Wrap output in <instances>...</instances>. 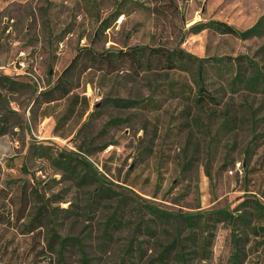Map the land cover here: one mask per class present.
I'll return each mask as SVG.
<instances>
[{
	"label": "rangeland",
	"instance_id": "374dc122",
	"mask_svg": "<svg viewBox=\"0 0 264 264\" xmlns=\"http://www.w3.org/2000/svg\"><path fill=\"white\" fill-rule=\"evenodd\" d=\"M263 14L264 0H0V76L31 85L15 91L0 86V264H58L49 245L53 227L80 237L94 264H145L172 238L149 205L181 213L253 212L250 226L217 223L209 258L198 254L191 264H231L235 236L245 250L240 264H262L264 215L251 202L264 206V35L243 39L193 26L221 20L246 29ZM137 45L229 57L224 73L207 64V88L217 101L199 107L168 91L173 81L193 98L191 71L134 77L122 67L91 68L67 97L36 102L81 47ZM257 68L260 80L250 81ZM239 70L243 83L233 86ZM150 95L158 107L106 101ZM116 118L121 121L107 125ZM61 151L84 155L100 182L78 184L54 164ZM101 183L108 191H95ZM42 203L53 214L33 221ZM135 235L141 247L128 255ZM81 256L78 247L66 251L71 264Z\"/></svg>",
	"mask_w": 264,
	"mask_h": 264
},
{
	"label": "trees",
	"instance_id": "16d2710c",
	"mask_svg": "<svg viewBox=\"0 0 264 264\" xmlns=\"http://www.w3.org/2000/svg\"><path fill=\"white\" fill-rule=\"evenodd\" d=\"M117 15L120 10L116 11ZM205 28L214 29L223 34H231L239 38L248 39L264 35V14L256 21L254 25L246 29H240L232 24L221 20H209L200 22L193 26L196 31H201ZM264 47V46H263ZM229 57H198L184 48L177 47L169 49L166 47H149L146 45H137L128 49H110L98 51L92 47H81L71 63L64 69L61 76L56 83L40 91L37 94L36 102L45 103L63 99L67 97L73 89L79 86V79L82 75L91 68L98 70H105L114 72L118 69L127 68L129 73L134 77H138L142 72L154 70H186L191 71L194 75V83L197 86L196 95L192 98L186 87L182 84L170 81L165 86L168 91L178 94L186 99H193L195 104L199 107L205 106L206 103H214L217 101L216 97L207 88L206 70L207 64L215 65L221 72H226L229 69L225 60ZM223 62V63H222ZM222 63V64H221ZM241 67V66H240ZM262 70L257 68L253 75L249 78L250 81H259ZM245 73V72H244ZM244 73L239 70L236 76L233 77L231 84L238 86L243 83L240 78ZM0 86L9 88L10 90H20L24 87H30L29 83L19 81L12 76L2 74L0 76ZM159 86V85H158ZM106 101L116 107L131 108V107H158L159 104L153 96L147 98H128V97H108ZM120 119H111L107 125L116 124ZM102 148H106V145ZM41 155L50 156L49 153H42ZM54 164L69 173V175L76 179L80 185H93L100 182L98 173L93 164L82 154L75 151H61L55 158ZM103 184H99L95 191H108V188L102 189ZM110 190V189H109ZM251 202V201H249ZM253 208L256 213L263 216L264 206L259 201H252ZM249 203V204H251ZM150 213L153 215L155 222H163L168 225L171 230L172 238L166 244H158L156 248L157 256L145 264H191L192 259L196 255H201L203 259L209 258L212 252L213 239L217 223L227 221L232 225L250 226V218L248 215L253 212L244 211L241 214H234L225 208L213 209L209 211H200L194 213L170 212L160 209L156 206H148ZM46 214H53L52 208L45 203L38 206L33 221L47 218ZM115 213L110 220L116 221ZM52 219V218H50ZM141 225H137V230L141 229ZM149 232H152L150 226H145ZM169 231L167 228H163ZM169 233V232H168ZM137 234V233H136ZM200 235V237L198 236ZM197 235V236H196ZM193 243L192 246L186 244ZM234 251L232 254L231 264H240L242 256L245 255V250L240 245V237L235 236ZM57 242L58 248L52 243ZM50 247L54 248L57 254L58 264H71L66 259V251L70 247H78L81 250V259L78 264H94L91 258L83 249V244L78 236H62L56 228H52V233L49 241ZM140 246L141 243L137 236H133L130 245L127 249L128 255L134 251V246ZM125 262H123L124 264ZM193 264V262H192ZM264 264V257L262 260Z\"/></svg>",
	"mask_w": 264,
	"mask_h": 264
}]
</instances>
